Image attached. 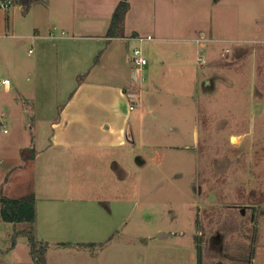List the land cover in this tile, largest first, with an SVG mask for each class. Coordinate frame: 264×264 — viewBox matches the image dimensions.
<instances>
[{"label":"rangeland","instance_id":"obj_1","mask_svg":"<svg viewBox=\"0 0 264 264\" xmlns=\"http://www.w3.org/2000/svg\"><path fill=\"white\" fill-rule=\"evenodd\" d=\"M91 1L0 0V76L11 80L10 92L0 88V186L10 198L35 184L40 197L69 198L55 209L66 230L48 228L49 203L43 234L0 223V264H35L29 230L48 243L46 264H244L251 248L253 264H264V0H130L129 30L152 37L144 42L106 40L120 0H101L104 11ZM86 17L95 24L77 31L100 37L65 39ZM79 49L90 51L86 62L69 53ZM95 81V100L99 90L108 99L128 91L115 124L123 139L113 137L123 147L116 159L86 162L71 183L56 180L58 111L47 120L76 86Z\"/></svg>","mask_w":264,"mask_h":264},{"label":"crops","instance_id":"obj_2","mask_svg":"<svg viewBox=\"0 0 264 264\" xmlns=\"http://www.w3.org/2000/svg\"><path fill=\"white\" fill-rule=\"evenodd\" d=\"M94 1H97V0L91 1L90 5L93 4L97 6L96 4H94ZM106 1L107 0H104V2ZM98 3H101L102 5L100 6V10L104 11L103 8H105V5H104L105 3H102L101 0ZM131 7H132V3H131ZM72 15L75 17H78V14L76 12H73ZM126 19L127 21L125 24V32L127 33V35L125 36V38L120 39V38H108L107 37L108 39L106 38V40H108L109 42L114 41V40L129 41L130 38H136V37H140L143 35L142 32H140V30L133 29V28L129 30L130 18L127 17ZM96 22L99 23V20H96ZM109 23L110 22H108L107 24L106 22L101 23V25L104 26L102 30H107ZM91 24L93 25L95 24V22H91L90 20H88V17L83 18L82 20L76 19L72 21L71 24H69L70 25L69 28H72L73 35H70L66 37L65 39H67L68 41L70 40L76 41V40H83L87 38L100 37V35H96L95 33H82L81 34L79 33V31H77L80 29L88 30V26ZM199 33H200V37L205 39L204 31L201 30ZM147 36H150V35H147ZM34 37H37V36H34ZM69 53L79 62H86L87 59L90 58L88 57V54L90 53V51H87V50L86 51L80 50V49L79 50H69ZM85 54H87V58H85ZM79 72L82 73L83 71H79L78 69L74 71L77 77H78V74H81ZM209 82H211V80H209L207 83ZM94 86L95 88L103 87L102 83L98 81H95L93 83H88L85 85L79 84L78 86L75 87V91L71 93L69 99L66 101V104L64 105L63 108H61L60 110H57L56 108L58 106H56L55 108V105L53 104L55 108V112L53 113V116L47 121L53 120L52 123H54L56 121L55 115L58 111V115H57L58 120L53 125V129L56 131L58 140H56L52 144L57 145L56 147L55 146L54 147L56 148V150L58 149L60 151L62 150V154L59 157L60 159L59 164L56 163L55 165L54 163L53 165L51 158L47 159V164L50 167H52L53 165L52 169L56 167L57 172H58L57 175L55 176L56 180L63 181L64 177H67L66 183H71L70 180L73 174H78V176H80V174L85 169L83 165L86 164V162L90 163V160L92 158L97 157L99 155L100 157H102L103 154H106V155L111 154V157L113 156V159H116L117 152L121 151L120 148L123 147V146H119L122 144L115 143L118 138L123 139L122 137L123 129L122 127L120 128V126L116 127V125L117 126L121 125L122 120L120 119V117H121V113L123 112L122 105L124 102V97L125 95L128 94V91L125 89L123 92H121L120 95L115 94L113 96H109L110 98L108 99L107 98L108 94L104 93V91L102 90H99L97 92L98 98H96V100H98L99 103H96V100L89 96V94H91V89H93ZM117 89H120V88H117ZM5 91L10 92L11 88ZM135 95H136L135 93L130 92L128 96L130 98H134ZM134 104L131 106L134 107ZM57 105H59V102L57 103ZM129 110L134 111L135 107L133 110L131 109ZM91 115H94V116H91ZM96 117H98L99 119L96 120ZM99 120L103 124L101 123L99 124L98 122H96ZM29 122L31 121L29 120ZM116 123H119V124H116ZM97 130H101L103 133H105L104 137L100 139H95L96 137L94 139L93 138L91 139L90 136H93L92 135L93 131H97ZM114 136H116L117 138L115 142L113 140ZM111 145L113 146L116 145L114 150L111 147ZM100 146H102L101 149H100ZM107 147H110L112 149L108 150ZM91 154H93L91 157H87L88 155H91ZM133 157H135V155H133ZM112 172L115 173L113 169H112ZM2 182L3 181H0V184H2ZM10 188L11 187L3 188L2 186H0V196L1 195L7 196L4 193L8 192L7 190H9ZM70 190H71V186L70 187L68 186L66 188V191H67L66 193L68 194ZM33 193L35 194L36 199H37V203H36L37 221L34 226L36 232L38 234H43L44 232H42L41 229L47 230L45 226L42 227V217H41V220L39 219V217H40L41 206L42 205L46 206V204L48 203L52 205V207H55L54 209L51 210L50 214L56 213V216H55L56 220L48 219V223H46L48 225V228L51 231L62 230L63 227L60 228V225L63 223L64 217L60 214L58 210H55V209L56 208L60 209L64 205V203L69 200L68 196L64 198L40 197L37 194L36 184H35V191H33ZM62 194L64 196L66 195L63 192ZM0 223H4V222L0 221ZM12 225L16 227V224H12ZM63 230H66V229H63ZM43 240H47V239L43 238ZM55 242L58 243L60 246H73V245L79 246L78 244H85L84 243L85 241L82 243H77L81 241L75 242L74 240L73 241L72 240L58 241V239H56Z\"/></svg>","mask_w":264,"mask_h":264},{"label":"trees","instance_id":"obj_3","mask_svg":"<svg viewBox=\"0 0 264 264\" xmlns=\"http://www.w3.org/2000/svg\"><path fill=\"white\" fill-rule=\"evenodd\" d=\"M22 4L30 0H17ZM131 7L130 0H120L111 20L110 27L107 31L108 38H125V24L128 11ZM135 35V34H133ZM37 199L33 192L18 198H10L4 195L0 196V221L12 224L28 223L33 228L37 221ZM19 231L14 234V240ZM29 236L31 254L35 264H46L44 252L48 247L47 242H40L36 239L32 230L26 232ZM15 242V241H14ZM85 246L88 244H78ZM254 248H251L250 258H247L244 264H253ZM241 263V262H240ZM239 264V263H238Z\"/></svg>","mask_w":264,"mask_h":264},{"label":"built area","instance_id":"obj_4","mask_svg":"<svg viewBox=\"0 0 264 264\" xmlns=\"http://www.w3.org/2000/svg\"><path fill=\"white\" fill-rule=\"evenodd\" d=\"M10 3L11 2L8 1L4 5V7L8 8L10 6ZM131 39H136V40H139L140 42H144V41L152 40V37L151 36H146V37L145 36H140V37L131 38ZM32 53H33V50L30 49L28 51V54L31 55ZM199 59L202 60L201 57ZM132 60H133V63L139 68H143V67L148 65V59L145 57L144 51L140 47L134 48ZM142 79L144 80L143 77H142ZM0 88H4V90H9L11 88V80L9 78L0 76ZM130 109L133 110L134 107L130 106ZM3 126L5 127V125H3ZM5 132H7V130H5Z\"/></svg>","mask_w":264,"mask_h":264},{"label":"bare ground","instance_id":"obj_5","mask_svg":"<svg viewBox=\"0 0 264 264\" xmlns=\"http://www.w3.org/2000/svg\"><path fill=\"white\" fill-rule=\"evenodd\" d=\"M234 143H236L235 139H233Z\"/></svg>","mask_w":264,"mask_h":264},{"label":"water","instance_id":"obj_6","mask_svg":"<svg viewBox=\"0 0 264 264\" xmlns=\"http://www.w3.org/2000/svg\"><path fill=\"white\" fill-rule=\"evenodd\" d=\"M163 235H161L160 237H162Z\"/></svg>","mask_w":264,"mask_h":264}]
</instances>
